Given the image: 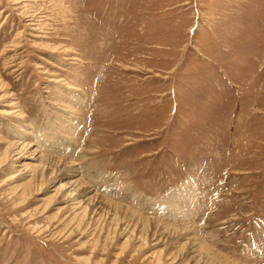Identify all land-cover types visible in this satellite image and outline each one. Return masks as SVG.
<instances>
[{"label": "rangeland", "instance_id": "1", "mask_svg": "<svg viewBox=\"0 0 264 264\" xmlns=\"http://www.w3.org/2000/svg\"><path fill=\"white\" fill-rule=\"evenodd\" d=\"M0 264H264V0H0Z\"/></svg>", "mask_w": 264, "mask_h": 264}, {"label": "bare ground", "instance_id": "2", "mask_svg": "<svg viewBox=\"0 0 264 264\" xmlns=\"http://www.w3.org/2000/svg\"><path fill=\"white\" fill-rule=\"evenodd\" d=\"M40 157H42V156H40ZM39 159H41V158H39ZM49 159V158H48ZM58 161V160H57ZM62 161V160H61ZM41 162V161H40ZM53 162V161H52ZM59 162V161H58ZM58 162H56V163H58ZM41 163H43V162H41ZM47 163V162H46ZM51 163V162H50ZM43 166H44V164H42ZM41 165V166H42ZM61 164H59V167H61L60 166ZM42 166V167H43ZM50 166V165H49ZM47 167V166H46ZM63 168V167H62ZM43 170V169H42ZM69 171H70V169H69ZM43 172H41V174H42ZM74 183H75V181H74ZM77 185H78V183H77ZM82 186V185H81ZM86 186V185H85ZM83 187H84V185H83ZM86 188V187H85ZM80 190V189H79ZM71 193V192H70ZM78 193H80V192H77V193H75L74 195H76V194H78ZM84 194H86V193H84ZM78 195H80V194H78ZM94 196V195H93ZM96 196V195H95ZM98 197V196H97ZM102 199V198H101ZM87 200V199H86ZM86 200H84V201H86ZM95 200V199H94ZM92 201V200H91ZM100 203V202H99ZM92 204H95V203H92ZM103 204V203H102ZM108 206L110 207V204H108ZM112 207H110L111 208V210H113L114 211V213L115 214H118V216L120 215V213L121 214H124V215H126V217H127V214L129 213L128 211V213L127 214H125L123 211H122V208L121 207H119V206H113V205H111ZM121 216V215H120ZM130 216V215H129ZM124 217V216H123ZM132 217V216H131ZM131 217H128V218H131ZM121 219H123V218H121ZM125 219V218H124ZM126 220V219H125ZM124 220V221H125ZM138 221V220H137ZM132 221H130V223H131ZM135 222V221H134ZM132 224H134V223H132ZM131 224V225H132ZM140 225L139 226H141L140 227V229H137L138 231H140V232H145V233H148V234H151L152 233V235H154V232H149L148 230V228H150L151 229V231H154L153 229V227L154 226H152L151 227V225H153L152 223H148V222H146V221H143V220H140V223H139ZM129 225V224H128ZM133 226V225H132ZM135 227V226H134ZM155 227H157V226H155ZM162 230H164V229H162ZM165 231H168V230H165ZM149 236V235H148Z\"/></svg>", "mask_w": 264, "mask_h": 264}]
</instances>
